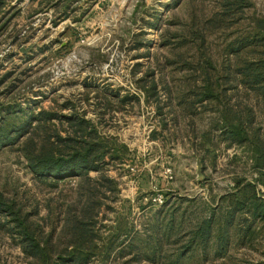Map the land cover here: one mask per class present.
I'll list each match as a JSON object with an SVG mask.
<instances>
[{
  "label": "rangeland",
  "instance_id": "1",
  "mask_svg": "<svg viewBox=\"0 0 264 264\" xmlns=\"http://www.w3.org/2000/svg\"><path fill=\"white\" fill-rule=\"evenodd\" d=\"M3 1L0 114L16 126L32 115L34 128L52 113L48 133L62 137L83 117L111 154L90 180L57 181L32 171L21 144L0 148V200L57 238L80 191L93 192L95 232L110 250L90 264H264V220L241 214L229 245L219 241L222 198L238 182L264 198V95L242 75L264 53L253 44L264 37V0H230L227 14L224 0ZM153 85L156 94L143 90ZM213 213L207 247L191 244ZM11 219L0 214V264H30Z\"/></svg>",
  "mask_w": 264,
  "mask_h": 264
},
{
  "label": "trees",
  "instance_id": "2",
  "mask_svg": "<svg viewBox=\"0 0 264 264\" xmlns=\"http://www.w3.org/2000/svg\"><path fill=\"white\" fill-rule=\"evenodd\" d=\"M238 2L240 3V0ZM5 4V1L0 0V13ZM233 7L234 4L230 0H224L225 14ZM218 22L224 23L225 19ZM253 44L264 49V37L253 39ZM257 62L245 64L242 75L246 85L259 87L264 95V53ZM143 90L147 94H156L157 85ZM205 94L206 99L213 98L215 91L207 88ZM14 118L10 112L0 114V148L21 144L23 155L37 175H46L58 181L67 177L79 180L89 179L88 175L92 172L102 173L111 149L108 142L101 136L99 129L92 126L85 118L74 117L69 122L70 127L65 130V137H62L60 130L54 126V133H48L46 123L56 118L52 113L41 112L35 121L37 125L34 128L32 115L26 117L19 126L13 124ZM233 129L237 132L232 133L235 134L231 135L232 141L242 144L245 138L240 132L241 127L237 126ZM31 130H34V134H39L38 139L33 137ZM40 133H44V137H41ZM23 137L25 139L21 141ZM262 167L264 169V159ZM81 192L75 205L69 206L63 213L64 225L57 238L53 230L45 235L42 225L29 222V215L22 217L20 210L15 211L0 200V214L6 220L12 218L9 230L20 239L22 251L32 260L30 264H90L95 254L93 251L100 250L102 253H107L110 250L108 245L101 247V241L95 232L100 215L98 197L93 192H88L86 195ZM222 199V202L227 204V210L223 216L224 222L219 229L221 249L229 245L239 215H247L254 221L264 220V198L257 184L238 182L236 191ZM215 217L213 213L207 220L195 226L189 237L191 244L196 243L202 248L207 247L216 232ZM41 235H43L42 240Z\"/></svg>",
  "mask_w": 264,
  "mask_h": 264
},
{
  "label": "built area",
  "instance_id": "3",
  "mask_svg": "<svg viewBox=\"0 0 264 264\" xmlns=\"http://www.w3.org/2000/svg\"><path fill=\"white\" fill-rule=\"evenodd\" d=\"M159 202H162L161 199L158 200Z\"/></svg>",
  "mask_w": 264,
  "mask_h": 264
}]
</instances>
